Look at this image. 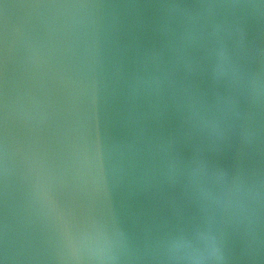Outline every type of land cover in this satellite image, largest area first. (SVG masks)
Masks as SVG:
<instances>
[{
  "label": "water",
  "instance_id": "95a60500",
  "mask_svg": "<svg viewBox=\"0 0 264 264\" xmlns=\"http://www.w3.org/2000/svg\"><path fill=\"white\" fill-rule=\"evenodd\" d=\"M0 264H264V0H0Z\"/></svg>",
  "mask_w": 264,
  "mask_h": 264
}]
</instances>
